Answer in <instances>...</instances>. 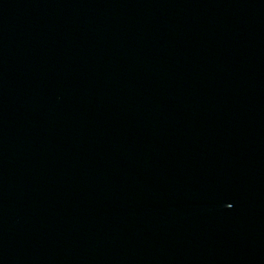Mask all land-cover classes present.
I'll use <instances>...</instances> for the list:
<instances>
[{"label":"water","instance_id":"obj_1","mask_svg":"<svg viewBox=\"0 0 264 264\" xmlns=\"http://www.w3.org/2000/svg\"><path fill=\"white\" fill-rule=\"evenodd\" d=\"M0 264H264V0H0Z\"/></svg>","mask_w":264,"mask_h":264}]
</instances>
